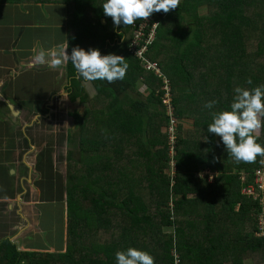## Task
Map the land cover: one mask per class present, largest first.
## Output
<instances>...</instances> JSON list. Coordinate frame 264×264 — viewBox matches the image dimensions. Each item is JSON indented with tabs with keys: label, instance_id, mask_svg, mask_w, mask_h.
<instances>
[{
	"label": "trees",
	"instance_id": "16d2710c",
	"mask_svg": "<svg viewBox=\"0 0 264 264\" xmlns=\"http://www.w3.org/2000/svg\"><path fill=\"white\" fill-rule=\"evenodd\" d=\"M87 1V6L84 1L82 8L68 9L69 21L75 16L80 31L69 37L68 54L76 46L90 49L83 47L84 39H98L102 55L122 56L129 68L122 81L92 82L96 96L91 98L68 60L70 95L74 100L81 95L80 103L86 109L70 113L75 131L69 132V142L75 145L77 137L78 155L71 150L67 158V250L19 252L5 241V247L0 246V264H116L115 253L129 247L149 252L155 264H176V255L178 264L263 261L264 236L258 233L264 191L254 199L242 189L253 183L258 168L264 169V157H257L254 163H236L207 126L213 112L229 108L236 87L251 89L264 84V0H180L179 7L169 13L152 15L159 27L148 59L170 79L175 111L173 184L165 173L172 161L169 134L160 132L170 125L158 94L161 79L145 72L128 53L134 25L140 20L117 28L104 15L101 3L96 7L99 16L94 25L85 16L91 14L95 0ZM102 18L108 25L102 24ZM140 81L147 92L138 90ZM213 100L218 103L212 109L203 107ZM187 121H192V130L185 132ZM118 133L121 144L117 145L116 138L112 145V136ZM257 137L264 146V127ZM145 156L146 161L157 164L151 176L144 172ZM206 169L214 173L213 182L203 180L206 196L189 199V193L202 187L196 172ZM222 189L227 198L217 204L221 217H232L230 221L243 218L249 227H234L236 231L215 227L198 211L212 204L209 201ZM236 204L242 205L241 212L235 213ZM166 227H173L174 232L165 233Z\"/></svg>",
	"mask_w": 264,
	"mask_h": 264
},
{
	"label": "crops",
	"instance_id": "0c3cea01",
	"mask_svg": "<svg viewBox=\"0 0 264 264\" xmlns=\"http://www.w3.org/2000/svg\"><path fill=\"white\" fill-rule=\"evenodd\" d=\"M67 1L69 0H0L2 249L5 247L3 242L6 241L14 244L19 252L56 253L59 249L63 252L67 250L69 210L66 188L70 167L67 158L71 150L75 156L78 155L77 137L75 136V145L69 142V132L75 131L74 119L70 113L83 109L81 95L75 100L70 95L68 60L59 68H50L47 64H36L33 59L40 50L47 51L50 56L52 52H59L60 46L69 47L73 28L68 26L70 21ZM80 6L82 8L83 4ZM98 16L99 12L93 6L91 14H87L85 18L95 25ZM101 22L104 26L107 25L105 19L102 18ZM98 44V39H84L83 47L96 46L98 49ZM66 51L68 54V48ZM142 67L147 71L143 65ZM141 81L137 84L138 90L147 92V87ZM81 88L91 98L96 96L92 82H82ZM9 105L17 107L15 115ZM191 130L192 127H188L184 131ZM162 132L166 133V128ZM120 137L119 133L114 134L112 145L116 144L117 139V145L121 144ZM146 160L145 156L144 172L151 176L152 168L157 167V164ZM170 167L169 164V170L165 169V173L173 182ZM195 177L200 180L202 190H205L203 180L209 178V182H213L214 173L206 169L196 172ZM222 190L224 191L216 192L215 199L209 201L212 204L206 208L201 206L198 211L208 221H212L215 227H232L233 231H236L234 227H249L243 218L230 221L232 217H221L217 204L225 202L227 198L226 189ZM188 198L197 199L195 195ZM242 210L241 204L235 205V213ZM57 227H62L58 230L60 233L63 232V227L66 228L63 240L61 234L55 242L52 238L48 239L51 240L50 244L40 242L45 231L56 233ZM170 228L166 227L164 232L170 233Z\"/></svg>",
	"mask_w": 264,
	"mask_h": 264
},
{
	"label": "clouds",
	"instance_id": "9594fccd",
	"mask_svg": "<svg viewBox=\"0 0 264 264\" xmlns=\"http://www.w3.org/2000/svg\"><path fill=\"white\" fill-rule=\"evenodd\" d=\"M180 0H105L103 13L110 17L114 26H132L138 20L146 21L154 13L165 14L179 7ZM190 38V37H189ZM60 46L59 52L40 50L34 56L36 64H47L59 68L70 60L77 75L86 82L106 81L109 84L122 81L127 73V59L116 54L102 55L99 49L87 51L76 46L71 54ZM247 83L252 84L251 78ZM228 109L212 113V122L207 131L219 137L228 155L236 163H254L264 157V146L257 142V132L264 127V84L246 89L236 87ZM218 101L206 102L203 107L212 109ZM116 264H155L154 257L147 251L129 247L115 253Z\"/></svg>",
	"mask_w": 264,
	"mask_h": 264
},
{
	"label": "built area",
	"instance_id": "2783aa9c",
	"mask_svg": "<svg viewBox=\"0 0 264 264\" xmlns=\"http://www.w3.org/2000/svg\"><path fill=\"white\" fill-rule=\"evenodd\" d=\"M140 24L135 27L132 33V39L129 42V53L136 58H138L144 68L154 73L158 78L161 79V87L158 91L162 103L166 108V113L170 117V125L167 128V132L169 134V146H170V156L172 157L173 163L175 157V148L177 142V135H176V120L174 118V106L172 104V87L170 83V79L166 77L160 66L152 62L148 59V52L150 47L152 46L153 42L156 39L157 29L159 27V22L155 20L154 16H151L148 20L143 21L140 20ZM141 24L144 26L139 27ZM152 26H154L152 29ZM156 28V29H155ZM175 162V161H174ZM264 167V159L262 161ZM174 164V163H173ZM172 166V165H171ZM264 191V169H257L255 171L253 183L249 186L243 188V194L247 195L248 197H253L254 199H258ZM260 232L258 233L259 236H264V210L260 217L259 221ZM179 263V257L176 255V264Z\"/></svg>",
	"mask_w": 264,
	"mask_h": 264
},
{
	"label": "rangeland",
	"instance_id": "374dc122",
	"mask_svg": "<svg viewBox=\"0 0 264 264\" xmlns=\"http://www.w3.org/2000/svg\"><path fill=\"white\" fill-rule=\"evenodd\" d=\"M85 1V5L87 6V5H89L90 4V2L89 1H87V0H69L68 1V9L69 10H72L73 8H71L72 6H75L76 5V7L79 5L80 6V4H84L83 2ZM105 2V0H95L93 3H92V5L93 6H95V7H97V6H99V5H101V3H104ZM207 11H206V9H203L202 11H201V13L202 14H205ZM76 17L75 16H73L72 17V19H71V21H70V27H72L73 28V30H72V36H73V32H74V30H75V34H76V32H77V34H79L80 33V31H79V28H76V26H75V24H74V19H75ZM141 22V21H140ZM140 22L139 23H137V24H135V27L136 26H138L139 24H140ZM105 24H107L108 25V23L107 22H105ZM141 26H144L143 24H141L139 27H141ZM154 26H152V29H154L153 28ZM156 29V28H155ZM133 33V32H132ZM128 50H129V46H128ZM140 64V63H139ZM140 66L142 67V65L140 64ZM143 68V67H142ZM144 70V69H143ZM146 72V71H145ZM163 72V71H162ZM163 74L166 76V74L163 72ZM167 77V76H166ZM140 87H141V84H140ZM141 89V88H140ZM159 94V93H158ZM134 97H135V95H133ZM88 106H89V104H88ZM82 107H84V108H86V106H82ZM190 122H192V121H187V123L186 124H184V127H183V129L184 130H187V128L188 127H191V124H190ZM180 124V121H179V123H178V125ZM160 132H161V130H160ZM260 133H261V129L260 130H258V132H257V135H260ZM157 140V139H156ZM77 157V156H76ZM174 163V164H173ZM173 163H171V165H172V168L170 169V171H171V174H172V176L174 177L175 176V173H176V165H175V162L173 161ZM69 169H70V167H68V174H69ZM74 172V171H73ZM230 179L231 178H227V182H229L230 181ZM172 183H175V182H172ZM197 192H191V193H189L188 194V196L190 197V198H192V197H194V195H195V198H197V199H203V197L204 196H206V194H203V192H205L206 190H202V187H199V189H197L196 190ZM208 192V191H207ZM195 193H197V194H195ZM223 195V194H222ZM224 196V195H223ZM52 211L53 210H51L50 212L52 213ZM51 227H52V225H51ZM53 228V227H52ZM62 227H57V232L56 233H53V232H48V231H45V233H43L42 234V238H41V243H46V244H50V241L51 240H53L54 242L56 241V240H59L58 238H60L61 237V234H63V238H62V240L64 239V235H65V230H66V228L65 227H63V232L62 233H60L58 230H60ZM171 229V232L170 233H172V231H174V228L173 227H171L170 228ZM58 235V236H57ZM52 238V239H51ZM48 239H51L50 241H48ZM52 252L54 251V250H51ZM58 251V250H57ZM65 251V250H64ZM40 252V251H39ZM57 253V252H56ZM44 258L46 259L47 257H45L44 256ZM255 264H264V260L262 261L261 259H257V262H255Z\"/></svg>",
	"mask_w": 264,
	"mask_h": 264
},
{
	"label": "water",
	"instance_id": "95a60500",
	"mask_svg": "<svg viewBox=\"0 0 264 264\" xmlns=\"http://www.w3.org/2000/svg\"><path fill=\"white\" fill-rule=\"evenodd\" d=\"M9 108L11 109L13 115H15L18 111L17 107H15L13 105H9Z\"/></svg>",
	"mask_w": 264,
	"mask_h": 264
}]
</instances>
